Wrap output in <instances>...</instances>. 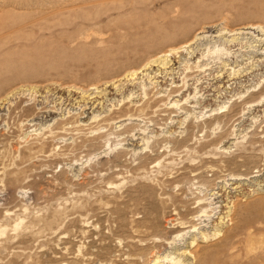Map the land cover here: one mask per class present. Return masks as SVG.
I'll return each mask as SVG.
<instances>
[{"label": "rangeland", "instance_id": "rangeland-1", "mask_svg": "<svg viewBox=\"0 0 264 264\" xmlns=\"http://www.w3.org/2000/svg\"><path fill=\"white\" fill-rule=\"evenodd\" d=\"M156 263L264 264V0H0V264Z\"/></svg>", "mask_w": 264, "mask_h": 264}, {"label": "bare ground", "instance_id": "bare-ground-1", "mask_svg": "<svg viewBox=\"0 0 264 264\" xmlns=\"http://www.w3.org/2000/svg\"><path fill=\"white\" fill-rule=\"evenodd\" d=\"M183 47V46H182ZM181 48V47H180ZM179 48V49H180ZM179 49H177V50H179ZM181 50V49H180ZM172 51H175L176 52V50L175 49H171V50H169L168 52H172ZM168 52H165L164 53V58H169V54H168ZM177 53V52H176ZM172 54V53H171ZM175 54V53H174ZM173 55V54H172ZM177 57V56H176ZM159 59H155V60H152V61H150V62H148L145 66L147 67L150 63H152V62H154V63H156L157 61H158ZM165 60H167V59H160L159 60V64H162V66L164 65V63L166 62ZM163 61H165V62H163ZM167 62H168V60H167ZM165 64H167V63H165ZM165 66V65H164ZM137 72H135V71H132V72H130V73H128L126 76H125V78L126 77H128L129 79H131V78H133L134 76H135V74H136ZM132 80V79H131ZM116 86V85H115ZM117 86H119V85H117ZM115 89H116V87H115ZM118 89V88H117ZM85 94V93H84ZM200 203V202H199ZM197 204V203H196ZM197 217V216H196ZM202 217V216H201ZM181 225H183V224H181ZM184 228V227H183ZM186 228V227H185ZM196 229V228H195ZM194 232V231H193ZM202 234V235H201ZM200 234V236H202V238L203 239H206V235H205V233L203 234V233H201ZM217 236V233L215 232V233H213V236ZM214 238V237H213ZM201 238H199V240H200ZM173 241H176V240H173ZM197 240L196 239H192V241L190 242V245L192 246V247H194V245H193V243H195ZM203 241V240H202ZM196 244V243H195ZM172 245V244H171ZM191 248V247H190ZM189 249V248H188ZM191 250V249H190ZM176 251H177V249H176ZM183 252V254L185 253V251L183 250L182 251ZM181 252V253H182ZM188 252V251H187ZM185 254H187V253H185ZM182 255V254H181ZM181 255H180V258H181ZM188 255H190V252H189V254ZM182 256H184V255H182ZM163 257V256H162ZM166 257V256H165ZM191 257V256H190ZM168 258V257H167ZM184 258V257H183ZM186 258H187V255H186ZM163 259H164V257H163ZM169 259H170V261L172 260V258H170L169 257ZM169 259H167V260H169ZM178 259V258H177ZM157 260L158 259H156L154 262H157ZM160 261V260H159ZM162 261V260H161ZM166 261V260H165ZM180 261V260H179ZM173 262V261H172ZM174 262H176V259H175V261ZM159 263V262H158ZM157 264V263H156Z\"/></svg>", "mask_w": 264, "mask_h": 264}]
</instances>
